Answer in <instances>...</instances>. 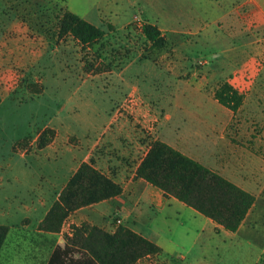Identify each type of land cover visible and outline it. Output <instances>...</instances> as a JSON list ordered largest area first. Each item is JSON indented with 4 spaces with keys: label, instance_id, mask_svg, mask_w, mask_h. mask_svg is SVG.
<instances>
[{
    "label": "crops",
    "instance_id": "obj_1",
    "mask_svg": "<svg viewBox=\"0 0 264 264\" xmlns=\"http://www.w3.org/2000/svg\"><path fill=\"white\" fill-rule=\"evenodd\" d=\"M229 1L225 7H215L211 22L226 21L230 28L264 30V0ZM232 1L245 6V22L227 19V7ZM204 15L205 9L189 5L178 12L153 13L149 23L156 25L162 35L183 32L194 39L175 44L167 51H154L149 58H141L138 53L119 69L96 72L64 66L63 48L56 47L55 65L43 69V90L37 93L46 100L41 103L44 108L53 107L47 117L13 115L15 103L10 95L1 99L0 225L7 226L9 232L1 248L0 264H47L53 248L63 246L65 236L72 235L71 226L86 222L112 231L114 218H120L119 224L161 248L160 253L135 264H189L191 257L190 264H264V180L246 183L240 179L238 172L246 169L239 164L238 148L230 132L233 112L217 102L214 91H206L204 72L191 66L182 55L190 57L195 41L200 43L206 27ZM81 17L93 23L89 14ZM121 28L115 25V29ZM212 38L214 44L222 43L215 33ZM257 41L251 39L246 43ZM251 47L252 54L245 58L250 66L264 53V41ZM228 51L230 57L232 53L238 55ZM228 51L221 49L223 53ZM239 54L241 58L246 56ZM225 58L219 56V60ZM208 69L214 76L219 74L214 67ZM130 92L138 93L150 108L157 105L163 109L162 118L154 109L159 116L155 130L149 129L148 123L113 113ZM40 121L43 127L55 130L53 138L41 148L37 146L36 131ZM149 133L155 136L148 137ZM25 137H31V141L14 149L15 143ZM154 139L164 141L254 194L255 201L236 231L224 229L136 176V169ZM81 162L91 163L112 178L121 186V193L77 208L65 218L58 232L40 229L39 224ZM248 171L256 176V172L264 170L249 167ZM256 187H260L258 192ZM148 212L151 215H146ZM178 238L188 242L183 246ZM181 247L184 253L178 250Z\"/></svg>",
    "mask_w": 264,
    "mask_h": 264
},
{
    "label": "rangeland",
    "instance_id": "obj_2",
    "mask_svg": "<svg viewBox=\"0 0 264 264\" xmlns=\"http://www.w3.org/2000/svg\"><path fill=\"white\" fill-rule=\"evenodd\" d=\"M228 2L230 1L0 0V101L5 95H10V100L15 103L13 115L49 116L53 107L51 109L44 108L41 103L46 101L45 98L29 93L26 85L28 82L42 85L41 78L43 77L41 74L43 69L53 68L55 65L53 50L56 47L63 48L64 66L84 71H95L96 67L105 68V64H101L102 62L105 63V59L100 58L94 61L92 68L87 67L92 61L93 50L77 44L70 35L65 34L60 38L55 35L52 40L47 38L46 32L51 29L52 17L60 11L70 10L80 17L89 14L93 24L103 28L105 32L110 31L109 33L114 36L115 49L117 48L118 51L122 52L124 48L128 49L130 52H134L135 56L138 53L141 55L150 54L151 56L154 51L151 52L150 43L146 40L141 28L137 27L135 17H138L140 23L143 24L153 19L151 17L153 13L156 15L158 12H178L188 5L200 7L205 9L206 27L202 30L200 43L196 40L197 44L194 43L190 49L191 56L182 55L191 63V66L204 72L205 80L203 82L207 92L214 91L220 83L227 81L242 95V103L233 114L230 125V132L234 136L233 143L238 148L239 164L245 165L246 169L242 172L239 171L238 174L242 176V178L240 176L242 182L253 181L254 183L258 181L261 183L264 180V171L262 173L256 172V176H254V173L248 171V168L264 170V53L257 56L252 66L246 65L247 60L245 58L252 54L251 46H256L264 41V30L245 26L230 28L226 21L211 22L214 18L215 7H225ZM227 9V19L237 18L245 22V19L248 18V14L244 10L245 6H240L239 2L232 1ZM235 9H238V12H235ZM115 25L122 26V28L117 30ZM50 31L52 32V30ZM214 33L221 37L222 43L214 44L212 38ZM189 38L194 39L193 35L183 32L167 34L165 39L168 45L165 50H170L173 45L181 44ZM251 39L252 41L258 39L257 44L249 45L246 43ZM119 46L123 48L119 49ZM260 46L262 45L260 44ZM223 48L227 51L229 49L236 51L238 55L232 53L230 57L229 51L227 53L221 52ZM239 53H245L246 56L241 58ZM223 55L226 58L219 60V56L222 57ZM200 59H205L206 62L203 65H198L196 62ZM116 63H118L117 60L110 65L114 66ZM210 66L219 71L217 76H214V73L208 69ZM239 70L242 71V78H239L241 74ZM197 81L196 79L195 82L197 83ZM47 94L51 96L50 92ZM39 104L42 107H39ZM209 106L208 108H211ZM154 109L162 118L163 109L161 110L157 105L154 106ZM179 111V109L176 111V116H179ZM36 128L39 135L48 129L53 130L55 134L53 128L43 127L42 121L36 124ZM150 136L153 137L155 134L149 133L148 137ZM19 141H22V145H18L17 148L27 145L31 141V137H25ZM258 174L262 175L258 176ZM259 188H257V192L260 190ZM261 199H264V193L261 194ZM146 215L151 214L148 212ZM178 215H186V213H179ZM113 224L115 227L118 224L115 218ZM179 242L185 246L184 244L188 241L179 239ZM178 250L184 253L182 247ZM177 260L180 261V258ZM190 260L192 261V257Z\"/></svg>",
    "mask_w": 264,
    "mask_h": 264
},
{
    "label": "trees",
    "instance_id": "obj_3",
    "mask_svg": "<svg viewBox=\"0 0 264 264\" xmlns=\"http://www.w3.org/2000/svg\"><path fill=\"white\" fill-rule=\"evenodd\" d=\"M52 19V32H46L47 38L52 40L55 35L60 38L68 34L83 47L93 50L92 61L87 67L92 68L98 58L105 59V63H101L105 68L96 67V72L119 69L135 56L128 49L124 48L123 52L115 49V39L110 31L105 32L70 10L60 11ZM141 31L150 43L151 52L165 50L167 40L156 25L145 22ZM149 57L150 54L141 55V58ZM115 60L118 63L111 66ZM26 86L34 94L42 91V85L37 83L28 82ZM213 97L233 114L242 103V95L227 81L216 87ZM53 135L50 129L41 132L37 146H45ZM18 145H22V141H17L13 148ZM136 176L231 232L238 229L255 201L253 193L160 139L149 143ZM121 191V186L112 178L91 163L81 162L39 228L58 232L65 218L77 208L117 196ZM71 229L72 235L65 236L63 246L53 248L47 264H135L144 257L161 252L156 243L122 224H117L112 231L86 222L73 225ZM8 232L7 226L0 225V252Z\"/></svg>",
    "mask_w": 264,
    "mask_h": 264
},
{
    "label": "built area",
    "instance_id": "obj_4",
    "mask_svg": "<svg viewBox=\"0 0 264 264\" xmlns=\"http://www.w3.org/2000/svg\"><path fill=\"white\" fill-rule=\"evenodd\" d=\"M135 22L137 23V27H142V24L140 23L138 17H135ZM205 62V59H200L196 63L198 65H203ZM114 114L126 115L136 120L137 122L148 123V128L151 130L156 129L155 127L157 126L156 124L159 120V116L156 111L150 108V106H148L143 98L136 92L128 93L119 104V106L115 109ZM116 222L119 224L121 222V219L117 218Z\"/></svg>",
    "mask_w": 264,
    "mask_h": 264
}]
</instances>
